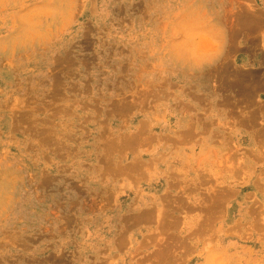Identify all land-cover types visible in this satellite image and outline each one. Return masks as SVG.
<instances>
[{"label": "rangeland", "instance_id": "374dc122", "mask_svg": "<svg viewBox=\"0 0 264 264\" xmlns=\"http://www.w3.org/2000/svg\"><path fill=\"white\" fill-rule=\"evenodd\" d=\"M0 264H264V0H0Z\"/></svg>", "mask_w": 264, "mask_h": 264}, {"label": "clouds", "instance_id": "9594fccd", "mask_svg": "<svg viewBox=\"0 0 264 264\" xmlns=\"http://www.w3.org/2000/svg\"><path fill=\"white\" fill-rule=\"evenodd\" d=\"M67 7H73L72 5H68ZM201 46L205 51H212L216 47H218L217 42L214 38V35L211 31H207L203 33L201 36ZM191 59H195V56L190 57Z\"/></svg>", "mask_w": 264, "mask_h": 264}]
</instances>
